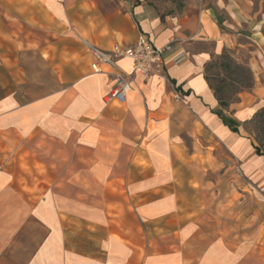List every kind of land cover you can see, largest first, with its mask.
<instances>
[{"label":"crops","instance_id":"crops-1","mask_svg":"<svg viewBox=\"0 0 264 264\" xmlns=\"http://www.w3.org/2000/svg\"><path fill=\"white\" fill-rule=\"evenodd\" d=\"M191 33L144 0H0V264H264L256 243L212 228L203 197L212 147L248 159V173L264 165L242 135L264 107V12L220 0ZM141 34L178 40L166 80L120 59L132 89L107 101L117 71L95 73L90 48ZM211 42L217 56L252 48L254 85L232 114L205 79L211 54L195 50Z\"/></svg>","mask_w":264,"mask_h":264},{"label":"rangeland","instance_id":"rangeland-1","mask_svg":"<svg viewBox=\"0 0 264 264\" xmlns=\"http://www.w3.org/2000/svg\"><path fill=\"white\" fill-rule=\"evenodd\" d=\"M144 1L154 6L163 16L173 18L178 26L181 27V32L184 33L186 31L187 36L191 37V31L199 25L202 15L220 0ZM252 2L256 8L264 12V5H260L258 0H252ZM177 41L175 38L171 39L170 43L163 47L165 52L170 51ZM239 45L226 48V50L231 58L248 68V59L252 48ZM195 50L209 52L211 61L214 63L218 60L219 56L214 53V42L196 44ZM179 55L183 56V60L178 64L174 63L175 65L184 63L190 56L188 51L183 48L175 53L173 62L174 58ZM234 60L233 68L235 65ZM219 63L220 61L216 62L217 66L210 69L209 74L212 78L220 74L222 78L227 75L226 72L218 67ZM160 76L164 81L166 80L165 70ZM253 79H255L254 74ZM213 81L214 85H218L219 82L215 79ZM230 89L236 90L233 86H230ZM177 98L182 100L180 97ZM227 112L232 114L231 107ZM253 128L254 126L252 125H243L242 127V135L251 141L254 138ZM250 157H253V153ZM211 159L216 170L212 169L208 179L205 177V183L209 181L210 185L203 194L207 204L206 212L210 217L209 223L212 224V228L228 233L227 236L232 242L244 243L252 241L256 243L259 247V255L264 260V165L257 169V172L248 173L247 168L250 164L248 159L234 157L228 150L223 151L218 148L213 149V147Z\"/></svg>","mask_w":264,"mask_h":264},{"label":"built area","instance_id":"built-area-1","mask_svg":"<svg viewBox=\"0 0 264 264\" xmlns=\"http://www.w3.org/2000/svg\"><path fill=\"white\" fill-rule=\"evenodd\" d=\"M90 53L94 59L92 69L95 73L102 72V64L108 65L117 71L114 74L115 86L107 96V101L115 100L124 103L127 94L132 89L134 76L120 71L117 67L118 60L124 58L132 60L134 74H140L147 79L155 75H161L165 70V49L158 48L144 34L139 35L133 44L116 43L110 50L91 47ZM182 60L183 56H176L174 63L178 64Z\"/></svg>","mask_w":264,"mask_h":264},{"label":"trees","instance_id":"trees-1","mask_svg":"<svg viewBox=\"0 0 264 264\" xmlns=\"http://www.w3.org/2000/svg\"><path fill=\"white\" fill-rule=\"evenodd\" d=\"M217 59L218 60L215 61V63L220 61L218 67L226 72L227 75H224V78L221 77V74L212 78L209 74L210 69L217 65L213 61H210L205 66V79L211 90L214 92L220 107L224 110H229L231 105L239 101L241 93L253 88V74L250 68L243 66L231 58L226 49ZM233 60L235 62L234 68L232 67ZM213 79L219 82L218 85L213 84ZM230 86L235 87L236 90H231ZM221 118L232 131L238 132V128L232 125L230 120L226 119L225 116H222ZM244 125L254 126L252 145L255 153L264 157V107L258 111L250 121L245 122Z\"/></svg>","mask_w":264,"mask_h":264}]
</instances>
